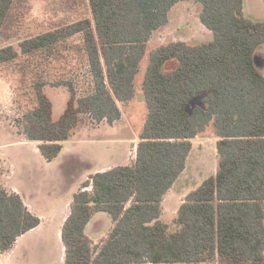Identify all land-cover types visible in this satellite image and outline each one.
Here are the masks:
<instances>
[{"label": "trees", "instance_id": "trees-1", "mask_svg": "<svg viewBox=\"0 0 264 264\" xmlns=\"http://www.w3.org/2000/svg\"><path fill=\"white\" fill-rule=\"evenodd\" d=\"M187 1L202 5L213 40L174 41L150 53L142 82L148 116L135 159L91 175L74 194L62 227L63 264H264V72L256 61L264 22L245 16L244 0H88V15L27 36L18 48H0V73L16 80L18 101L25 100L15 126L50 163L83 120L120 121L119 104L136 96L149 42ZM17 2L0 0V33H14ZM174 60L176 70L164 72ZM47 87L70 95L59 121ZM210 128L218 171L186 197L172 231L163 203L187 168L193 141ZM2 166L0 158L6 254L41 219L3 185ZM97 213L109 214L113 228L95 245L86 229Z\"/></svg>", "mask_w": 264, "mask_h": 264}, {"label": "rangeland", "instance_id": "rangeland-1", "mask_svg": "<svg viewBox=\"0 0 264 264\" xmlns=\"http://www.w3.org/2000/svg\"><path fill=\"white\" fill-rule=\"evenodd\" d=\"M202 9V5L194 1L178 3L172 9L169 24L158 30L148 44L147 55L136 77L135 98L119 104L121 120L113 125L106 122L96 125L83 120L72 139L63 144L59 157L50 163L40 154L37 142H28L19 135L15 125L25 111V100L18 101L16 80L6 72L0 73L3 175L8 173L9 183L22 192L36 216L42 219L40 226L22 236L11 252L0 254V264H63L62 227L74 194L97 170L128 165L135 159V147L148 116L142 82L150 53L174 41L191 45L211 42L213 35L201 22ZM13 13L17 27L11 35L0 33V48H18L23 38L78 20L88 15L90 9L88 0H18ZM244 14L253 21L264 22V0H244ZM256 61L264 72V46L257 52ZM177 65V61H170L163 71L173 72ZM45 93L52 104V119L59 121L68 109L70 95L64 88L47 87ZM216 141L212 128L193 141L187 168L163 204V220L170 230L176 229L175 220L186 197L217 173ZM112 228L111 216L97 213L86 233L97 245Z\"/></svg>", "mask_w": 264, "mask_h": 264}, {"label": "crops", "instance_id": "crops-1", "mask_svg": "<svg viewBox=\"0 0 264 264\" xmlns=\"http://www.w3.org/2000/svg\"><path fill=\"white\" fill-rule=\"evenodd\" d=\"M2 168H3V166H2ZM101 172V171H104V169L102 168V169H99V170H97L96 172L98 173V172ZM6 176V177H5ZM9 175H8V173H6V175L4 174V175H2V178H1V180H2V183H3V185L7 188V189H9L10 191H12V192H15V193H17V194H19L21 197H22V199H23V201H24V203L26 204V206L29 208V210L33 213V214H35V215H37L34 211H33V209L31 208V206H30V204L25 200V198H24V196H23V194H22V192L19 190V189H17L16 187H14V186H12L10 183H9ZM179 180V179H178ZM174 187V186H173ZM173 189V188H172ZM169 194V193H168ZM164 204V203H163ZM70 212H71V210H70ZM70 212H69V214H70ZM69 214L64 218V221L63 222H65V220H66V218L69 216ZM40 219H41V217H40ZM41 222H42V219H41ZM64 224V223H63ZM35 230V229H34ZM33 231V230H32ZM31 232V231H30ZM30 232H28V233H30ZM20 239V238H19ZM19 239H18V241H19ZM17 241V242H18ZM17 244V243H16ZM16 246V245H15ZM15 246H14V248H15ZM13 248V249H14ZM12 249V250H13ZM65 250V249H64ZM11 252V251H10ZM9 253V252H8ZM7 254V253H6ZM63 263H64V260H63Z\"/></svg>", "mask_w": 264, "mask_h": 264}]
</instances>
